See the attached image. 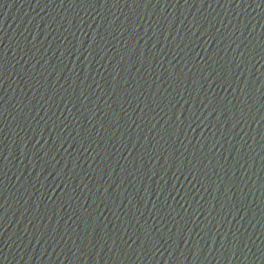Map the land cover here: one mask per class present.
<instances>
[{
  "label": "water",
  "instance_id": "water-1",
  "mask_svg": "<svg viewBox=\"0 0 264 264\" xmlns=\"http://www.w3.org/2000/svg\"><path fill=\"white\" fill-rule=\"evenodd\" d=\"M0 264H264V0H0Z\"/></svg>",
  "mask_w": 264,
  "mask_h": 264
}]
</instances>
